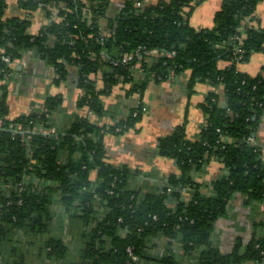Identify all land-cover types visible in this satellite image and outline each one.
<instances>
[{"label": "trees", "instance_id": "trees-1", "mask_svg": "<svg viewBox=\"0 0 264 264\" xmlns=\"http://www.w3.org/2000/svg\"><path fill=\"white\" fill-rule=\"evenodd\" d=\"M142 1L121 0L111 17L112 0H17L27 16L9 18L7 0H0V264H183L181 258L264 264L261 222V233L238 241L229 254L213 241L235 195L253 210L264 203L256 138L264 67L255 76L237 69L253 53L264 54V25L255 15L261 0H224L213 27L202 30L189 23L200 1ZM36 10H44L49 22L31 35ZM26 51L53 70L55 85L74 67L82 91L77 106L98 117L104 115L101 96L115 86L132 84L128 93H143L147 81L134 82V70L161 82L190 70V91L196 83L221 85L224 101L213 90L207 94L200 106L205 123L193 140L183 124L159 138L157 154L172 159L180 173L149 187L139 171L108 163L103 142L107 132L133 129L141 106L114 126L79 117L65 132L52 121L61 97H47L38 112L7 118L4 78ZM126 55L131 59L123 62ZM91 75L102 81L101 89ZM212 160L222 174L202 191L195 175Z\"/></svg>", "mask_w": 264, "mask_h": 264}, {"label": "crops", "instance_id": "crops-1", "mask_svg": "<svg viewBox=\"0 0 264 264\" xmlns=\"http://www.w3.org/2000/svg\"><path fill=\"white\" fill-rule=\"evenodd\" d=\"M158 1L160 0L142 2L154 5ZM196 1H200V4L189 19L190 25L196 30L211 29L214 25V14L224 0ZM7 4L9 18L27 16L25 11L18 10L17 0H7ZM120 6L121 0H112L113 10H109L108 15L114 16ZM206 7L209 10H205ZM255 15L260 24L264 25V1L258 3ZM29 19L31 26L28 32L31 35H36L41 27L49 22L44 10L34 11ZM106 23L107 20L104 21V25ZM221 66L223 68L225 64ZM12 67L10 77L4 78V81H7L6 103L9 120L40 111L47 97H61L62 100L59 111L52 119L53 127L58 132L69 130L73 121L79 117H87L99 126L111 127L124 120L133 109L141 106V119L133 129L123 134L107 132L103 136V142L108 163L113 166L127 165L131 170L139 171L142 177L150 181L149 187H153L155 182L164 180L170 174L180 173L172 159L157 154L159 138L169 135L177 126L183 124L186 138L193 140L204 124L205 119L200 106L207 94L213 90L218 96L219 103L224 101L221 85L213 89L208 84L196 83L190 91L188 89L190 70L170 76L162 82L157 79L148 80L144 72L134 70V82L147 81L143 93H128L132 84L115 86L107 95L101 96L104 115L88 116L86 108L77 106L82 91L76 86L77 71L74 67H68V77L59 85L53 83V70L34 51L24 52L19 60L14 61ZM263 67V53H253L247 62L237 65L239 72L250 76L260 73ZM97 75H91V78L96 79V87L101 89L103 83L96 78ZM181 114L185 117L183 122H180ZM256 138L264 162V115ZM221 174V164L212 160L202 172L195 175V181L203 186L202 191H206ZM185 198L187 200L189 196L185 195ZM254 207L255 211L246 206L245 198L239 194L230 201L228 214L218 220L214 232V244L223 254L231 253L238 241L248 242L254 233H261L260 227L256 228V223L261 222L264 225V203H258ZM181 261L183 264H193L186 258H181Z\"/></svg>", "mask_w": 264, "mask_h": 264}, {"label": "built area", "instance_id": "built-area-1", "mask_svg": "<svg viewBox=\"0 0 264 264\" xmlns=\"http://www.w3.org/2000/svg\"><path fill=\"white\" fill-rule=\"evenodd\" d=\"M130 59H131V55H126V56H124V58H123V62L128 61V60H130ZM8 64H11V63L8 62ZM172 76H173V75H172ZM86 109H87V108H86ZM87 110H88V109H87ZM91 115H94V114L88 110V116H91ZM43 133H45V134H53V133H54V130L46 131V132H43ZM251 141H252V140H251Z\"/></svg>", "mask_w": 264, "mask_h": 264}, {"label": "rangeland", "instance_id": "rangeland-1", "mask_svg": "<svg viewBox=\"0 0 264 264\" xmlns=\"http://www.w3.org/2000/svg\"><path fill=\"white\" fill-rule=\"evenodd\" d=\"M262 1H264V0H261V2H262ZM205 10H209L208 7H206ZM240 64H242V63H240ZM171 77H173V76H171ZM93 80H96V79H93ZM137 114H138V112H135V113H134V115H137ZM141 116H142V112H141ZM181 117H182V119H181L180 122L185 121V117H184L182 114H181ZM204 123H205V120H204ZM142 136H143V135H142ZM140 139L144 140V138H140ZM213 161H214V160H213ZM209 163H210V162H209ZM209 163H208V164H209ZM208 164H207V166H208Z\"/></svg>", "mask_w": 264, "mask_h": 264}]
</instances>
